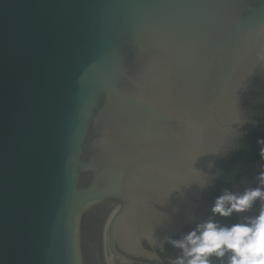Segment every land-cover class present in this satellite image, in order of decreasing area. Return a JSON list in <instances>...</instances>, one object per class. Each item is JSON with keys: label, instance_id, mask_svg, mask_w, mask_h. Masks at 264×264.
<instances>
[{"label": "water", "instance_id": "1", "mask_svg": "<svg viewBox=\"0 0 264 264\" xmlns=\"http://www.w3.org/2000/svg\"><path fill=\"white\" fill-rule=\"evenodd\" d=\"M261 78L264 0H0V264H166Z\"/></svg>", "mask_w": 264, "mask_h": 264}, {"label": "clouds", "instance_id": "2", "mask_svg": "<svg viewBox=\"0 0 264 264\" xmlns=\"http://www.w3.org/2000/svg\"><path fill=\"white\" fill-rule=\"evenodd\" d=\"M261 179L264 182V173H261ZM257 197L264 200V191L258 188L246 191L242 196L225 194L216 198L212 212L228 217L233 211L248 209ZM226 203L230 204V208H225ZM169 242L183 250V255L176 258L175 264H210L208 257H223L226 252L231 254L229 264H264V208L251 223L222 227L207 221L198 224L182 240Z\"/></svg>", "mask_w": 264, "mask_h": 264}, {"label": "trees", "instance_id": "3", "mask_svg": "<svg viewBox=\"0 0 264 264\" xmlns=\"http://www.w3.org/2000/svg\"><path fill=\"white\" fill-rule=\"evenodd\" d=\"M257 111L255 112V120L264 122V94L259 98L256 104ZM264 127H258L257 129L249 130L245 132L236 141L235 148L228 153L225 158L226 164L221 169V172L217 178V183L214 188L211 201L216 202V198L225 194L233 195V185L239 178L241 169L250 164L264 163ZM225 208H230V204H225ZM235 211L228 217L215 214L210 221L216 223L218 226L230 227L233 224H237V219L233 215ZM198 224H203L201 221H196L191 226L185 228L182 233L173 238L172 240H182L190 231L194 230ZM199 235V231L197 232ZM144 246H149L144 243ZM158 254L166 264H175L176 258L183 255V250L174 247L172 243H168L163 250L157 249ZM230 253L226 252L223 257H217L211 255L208 257L210 264H229ZM135 264H147L143 259L136 260Z\"/></svg>", "mask_w": 264, "mask_h": 264}, {"label": "flooded vegetation", "instance_id": "4", "mask_svg": "<svg viewBox=\"0 0 264 264\" xmlns=\"http://www.w3.org/2000/svg\"><path fill=\"white\" fill-rule=\"evenodd\" d=\"M263 94H264V78H261L259 79L258 85L255 86L250 91L247 97V102L242 107L245 120L258 121V120H255V117H256L255 112L257 111L256 104L258 103L259 98L263 96ZM249 130L251 129L244 127L241 129V134L243 135L245 132ZM237 140L238 138L232 141L230 146L225 150L224 154L220 158L217 164V167H216V171L214 172L213 177L211 179V182L203 195V199L199 202V204L202 207H201L200 212L198 213V217L196 221H201L204 224L205 222L210 221L212 217L215 215L212 212V207L215 203L211 201V196H213L214 188L216 186L217 178L221 172V169L226 164L225 158L228 155V153L231 152L235 148ZM258 164H261V163H258ZM250 165H254V164H250ZM261 173H264V172H261ZM261 173L258 174L256 177L254 174H252V172H249L247 174L244 173L243 168H242L240 171L239 178L235 181L233 185V195L242 196L246 191L255 190L258 188L261 191H264V182H262ZM246 177H250V178L256 177L258 180L256 186L254 183H252L253 179L248 181L245 179ZM262 208H264V200H262L260 197H257L255 198V200L252 202L251 206L248 209L241 212L242 214L241 217L239 216L238 213H236V211L234 212L233 215L236 217L237 223H240V222L241 223H251V221L254 220L260 214ZM196 221H194V223ZM148 249H150V247H148ZM134 260L136 263H138L136 260H140V259L134 258Z\"/></svg>", "mask_w": 264, "mask_h": 264}, {"label": "rangeland", "instance_id": "5", "mask_svg": "<svg viewBox=\"0 0 264 264\" xmlns=\"http://www.w3.org/2000/svg\"><path fill=\"white\" fill-rule=\"evenodd\" d=\"M243 172L246 174L249 172H252V174H254L257 177L258 174H260L261 172H264V163L256 164V165H247V166L243 167ZM256 177H254V178L246 177L245 179L248 181L253 179L252 183H254L256 186V184L258 182ZM107 258H108L109 264H114L113 256H112V254L108 248H107Z\"/></svg>", "mask_w": 264, "mask_h": 264}, {"label": "crops", "instance_id": "6", "mask_svg": "<svg viewBox=\"0 0 264 264\" xmlns=\"http://www.w3.org/2000/svg\"><path fill=\"white\" fill-rule=\"evenodd\" d=\"M254 165H256V164H254Z\"/></svg>", "mask_w": 264, "mask_h": 264}]
</instances>
